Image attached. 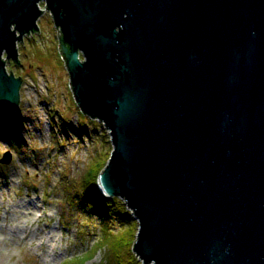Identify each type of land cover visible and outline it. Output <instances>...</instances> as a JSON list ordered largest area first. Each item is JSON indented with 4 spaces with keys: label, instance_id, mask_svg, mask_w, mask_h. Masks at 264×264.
<instances>
[{
    "label": "water",
    "instance_id": "1",
    "mask_svg": "<svg viewBox=\"0 0 264 264\" xmlns=\"http://www.w3.org/2000/svg\"><path fill=\"white\" fill-rule=\"evenodd\" d=\"M41 1L77 105L109 131L99 183L136 215L143 264H264V0H0L8 110Z\"/></svg>",
    "mask_w": 264,
    "mask_h": 264
},
{
    "label": "rangeland",
    "instance_id": "2",
    "mask_svg": "<svg viewBox=\"0 0 264 264\" xmlns=\"http://www.w3.org/2000/svg\"><path fill=\"white\" fill-rule=\"evenodd\" d=\"M40 6L45 8V2ZM39 27L18 42L21 62L7 59V69L25 81L21 120L18 114L7 119L18 136L0 125L5 130L0 133V158L7 151L13 156L8 164L0 160V264H67L84 258L106 232L122 234L130 225L116 210L104 224L99 211L87 208L90 199L82 203L76 195L97 155L110 157L113 146L103 122L84 114L75 101L59 51L61 31L50 11L41 16ZM99 176L97 188L106 194ZM127 208L135 223L136 215ZM136 237L137 232L134 241ZM108 250L101 247L84 264H101ZM123 256L121 262L132 263L125 252Z\"/></svg>",
    "mask_w": 264,
    "mask_h": 264
},
{
    "label": "trees",
    "instance_id": "3",
    "mask_svg": "<svg viewBox=\"0 0 264 264\" xmlns=\"http://www.w3.org/2000/svg\"><path fill=\"white\" fill-rule=\"evenodd\" d=\"M21 110H22L21 105L16 110H8L0 106V114L2 117H4L3 119H0V125L9 127V123L7 122L8 117L13 118L12 116L16 114L20 116V120H21L22 117ZM16 119L13 120L16 121ZM79 123L81 124V121ZM1 126H0V133L2 134L5 132V130L2 129ZM9 128L12 132H15V136L17 137L18 136L16 134L17 130H14L12 127ZM81 128L83 129V131H88V128H85L84 125ZM92 128L95 129L94 126H92ZM10 140L14 141L12 140V138ZM96 158L98 159L93 164V167H91L90 170L87 172L86 177L83 178V182H81V185L83 186V190L81 191L80 189H76V195L78 196V199L82 197L81 199L82 201H80L82 203L84 202V200L86 201L90 199V203L87 202L88 203L87 208H89L90 211H95V210L99 211L102 217V222H104V224L107 223V221L109 222V218L111 217L112 212H115L113 210H116L120 216H125L127 217V219H129V221L126 220L127 222H125L124 220V222L129 223L130 225H128V228L125 230L126 232L124 231L122 234L106 232L104 239L98 242V244L94 248H92L93 249L92 251L90 250L88 253L82 255L84 256V258H79L78 260L76 259L69 260L67 264H84L85 261L90 260L103 246L104 247L108 246L109 250L107 252L108 255L106 256L104 255L105 258L103 259L101 264H124L119 260L123 257L125 258V256H123L124 252L130 257L132 261L131 264H137L140 261L137 258L138 257L137 254L135 255L134 252V244H135L134 238L137 232L136 229L139 226V224L138 223L136 224L137 221L135 223L133 222V218H131L130 212L127 208L128 205L125 199L115 195L104 194L98 190L96 179L98 178L99 173L102 172L106 167L109 154L104 156V154L102 155L99 153ZM110 207H114V209ZM131 224L133 225V227L131 226ZM105 230H107V227H105ZM116 242L119 243L116 244Z\"/></svg>",
    "mask_w": 264,
    "mask_h": 264
},
{
    "label": "built area",
    "instance_id": "4",
    "mask_svg": "<svg viewBox=\"0 0 264 264\" xmlns=\"http://www.w3.org/2000/svg\"><path fill=\"white\" fill-rule=\"evenodd\" d=\"M41 7V6H40ZM42 8V7H41ZM42 9H44V11H45V13L44 14H46V11H48L47 9H46V5H45V8H42Z\"/></svg>",
    "mask_w": 264,
    "mask_h": 264
},
{
    "label": "bare ground",
    "instance_id": "5",
    "mask_svg": "<svg viewBox=\"0 0 264 264\" xmlns=\"http://www.w3.org/2000/svg\"><path fill=\"white\" fill-rule=\"evenodd\" d=\"M12 161V160H11ZM109 161V158H108V160H107V162ZM9 163H11V162H9ZM99 176V175H98Z\"/></svg>",
    "mask_w": 264,
    "mask_h": 264
}]
</instances>
